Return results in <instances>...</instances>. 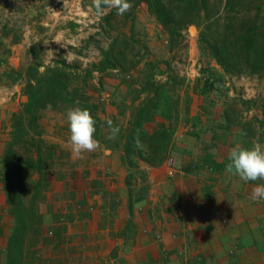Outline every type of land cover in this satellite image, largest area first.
<instances>
[{
	"label": "trees",
	"instance_id": "1",
	"mask_svg": "<svg viewBox=\"0 0 264 264\" xmlns=\"http://www.w3.org/2000/svg\"><path fill=\"white\" fill-rule=\"evenodd\" d=\"M131 7V36H134L135 11L146 4L149 14L168 35L169 47L173 49L179 41L185 40L190 26L198 29L196 59L199 62V76L194 83V93L199 104V114L186 120L191 123V137L202 139L212 131L220 141L218 132H231L237 127L235 147L250 148L257 133L254 122H244L243 112L237 108L236 99L227 96L224 83L227 77L244 74L264 78V0H127ZM118 11L110 9L104 16L110 22ZM13 34L12 44L19 41L18 32L5 25L3 37ZM115 38L107 49L101 50V59L78 68L65 60H56L45 65L38 50H31L33 62L24 70L14 69L7 58L11 50H0V84L23 83L24 102L13 115L11 131L3 142L0 154V190L3 206H0V264H44L42 250L47 244L57 249L64 242L65 226L62 218L55 216L50 227L45 226L42 202L49 188V177L55 163L65 158V152L50 146L43 140L42 113L46 110L65 113L66 108H81L90 111L96 120L94 138L111 150L124 153L128 169L126 179L129 197L133 207L134 199L142 201L147 195V186L133 187L137 175L145 171L140 166L155 168L161 166L173 152L175 126L179 115L189 113L190 98L184 102L178 98V86L170 77L171 64L155 61L148 47L144 45L145 56L133 63L126 61L127 53ZM139 42V41H138ZM140 43V42H139ZM3 44H0L2 47ZM121 46V47H120ZM213 63L218 67L214 68ZM142 64L138 80L131 82L127 74ZM164 67V68H162ZM109 71L123 75L121 89L124 95L120 106L126 107L120 114L129 117L125 128L118 129L110 137L108 125L100 118L99 106L91 101L87 90L95 73L105 75ZM167 75L165 82L157 80ZM216 99L223 108L222 123H215ZM236 102V103H235ZM255 100H242L252 104ZM119 106V108H120ZM250 109V107L248 108ZM152 126V129H149ZM200 129L196 131V128ZM106 130V139L104 138ZM243 134V136L241 135ZM204 151L205 141L202 139ZM215 148L218 149L216 145ZM226 163L217 164L212 154L203 159V167L222 171ZM191 165V164H189ZM192 166V165H191ZM189 166L185 171L191 173ZM60 222V223H59Z\"/></svg>",
	"mask_w": 264,
	"mask_h": 264
},
{
	"label": "crops",
	"instance_id": "2",
	"mask_svg": "<svg viewBox=\"0 0 264 264\" xmlns=\"http://www.w3.org/2000/svg\"><path fill=\"white\" fill-rule=\"evenodd\" d=\"M6 1L0 0V14L12 11L25 19L22 22L0 17V44H3L0 50H11L7 58L11 67L24 70L27 52L33 57L31 50L49 46L48 41L52 47H59V53L84 60L87 66L85 51L77 46L83 35L73 22L65 18V28L55 33L59 17L38 16L42 6L47 12V4L40 0L29 1L30 4L24 3L25 0ZM5 25L17 30V43H11L13 34L3 37ZM75 50L78 52L73 54ZM80 50L83 55L78 54ZM100 59L101 55L94 62ZM44 64L47 65L45 61ZM15 84H0V97ZM22 89L23 84L14 97L18 109L13 112H18L24 102ZM186 97L198 108L191 114L190 105L188 114L180 113L171 155L178 157L176 162L184 171L191 165L193 171L170 179L164 163L156 168L140 163L149 172L151 187L142 201L134 199L133 207L129 197L131 187L126 182L128 169L120 150H111L98 142L97 149L83 153L82 158H74L72 154L67 174L62 171L59 178L51 174L50 184L53 182L56 189L61 186L55 192L65 197L61 213L69 221L65 225V264H264V201L251 199L252 189L264 181L244 182L227 173L226 168L217 171L203 167L208 154L213 155L217 164L226 163L235 147L238 129L234 127L229 133L219 131L220 141L212 131L206 132L202 138L204 151L202 139L190 136L193 129L186 121L199 114L197 96L189 93ZM180 101L184 103V98ZM220 107L216 106L221 110L215 116V123L219 124L223 110ZM249 120L252 117L243 119ZM10 131L11 126L4 133ZM257 138L258 134L253 139L254 145H258ZM170 184L178 189V203L167 201L166 188ZM75 250L78 253H73Z\"/></svg>",
	"mask_w": 264,
	"mask_h": 264
},
{
	"label": "rangeland",
	"instance_id": "3",
	"mask_svg": "<svg viewBox=\"0 0 264 264\" xmlns=\"http://www.w3.org/2000/svg\"><path fill=\"white\" fill-rule=\"evenodd\" d=\"M29 1L34 0H25L24 3L30 4ZM40 1L44 4H47V12L42 6L41 12H38V16H58L59 22L56 26L57 28L55 27L54 29L55 33L56 31H60V29L65 28V23H63L65 18L68 22H70L69 18L67 17L68 10L70 8L68 2H71V0ZM6 2H8V0ZM81 2L85 9L91 10L94 13L102 12L106 15L110 11L103 10L98 12L93 0H81ZM4 9L5 11L7 10V8ZM129 12L130 11H126L123 14L116 15L110 20V22H105L103 19L99 28L92 27L91 30L84 29L82 31L77 28L79 33L83 35V39L77 43V46L84 49L85 51L84 55L82 53L83 50H80V53L78 54L85 56V58L89 60L87 64L88 66L95 60H98L102 49H107L111 45V42L115 40V38H119L120 45L122 47L125 46L123 50H125L127 53L126 61L128 63H133L145 56L143 47L146 45L150 51L151 57L155 61H167L171 64L172 72L169 76L172 77L173 81L178 86V98L182 97L184 98V102L185 100L187 101L186 95L189 93H194L192 82H196V79L199 76V62L196 59L198 29L194 26L196 28L195 32L193 33L191 29V33L190 28L193 25L190 26L186 32L185 40L179 41V43L173 49H170L168 35L149 14L146 4H142L135 11V33L133 37H130L132 17L130 15L128 16ZM0 17L12 19L15 18L19 21L21 20L22 22L25 21L23 16L13 14L12 11H9V13H1ZM49 39L51 40L52 38ZM48 45L49 46L42 47V49L40 48L38 50L39 53H41V60L43 59V62L45 61L47 64H51L56 60H65L67 63L75 65L77 64L76 66L80 68V70L87 67L83 64L85 62L84 60L69 57L68 54L65 55V52L59 53V47H52L51 41L50 43L48 41ZM95 50L100 52L99 55L97 54V51L95 52ZM77 52L78 51L75 50L73 54H76ZM28 54L29 53L27 52L26 59H24L23 63L24 66H28L33 62V57L28 56ZM212 66L218 70V67L214 63ZM142 67L143 66L141 64L129 71L127 74V79L131 82L138 80ZM122 78L123 75L121 73L109 71L105 75L95 73V77L89 81V88L87 92L91 97V101L95 102L99 106L98 112L100 118L104 121V125H102V127L105 126L107 120H111L112 124L119 127L121 126L122 128H125L127 125L128 112L126 116H122L120 114L121 110L126 109V107L120 106L124 95V90L121 89ZM167 78V75H159L157 80L158 82L163 83ZM224 90L227 92V96H230L231 98H234L236 101H238L237 108L243 112L244 118L252 117V120L247 122H254L256 133L258 134V145L264 148V78L259 79L256 76H250L247 74L237 77H227L224 83ZM242 100H255V102L252 104H242ZM216 102L217 106L220 107V99H216ZM190 105L191 103H189V106ZM196 105L197 104L194 106L191 105V114L197 111L198 107ZM249 107L250 109H248ZM181 108H184V103L181 104ZM16 109H18V102L16 101V98H13L8 103H4L0 106V154L2 153L3 142L8 137V133H4V130H7L9 126H11L13 115L16 113L13 112V110ZM69 109L73 108H66L65 113L46 110L41 116V124L44 128V133L42 134L41 138L45 140L46 144L58 147L65 152V158L56 162L54 168L52 169V174L58 178L60 177L62 171L63 174H67V171L69 170L68 168H70L68 165L70 164L72 157L67 123V111ZM181 128H183V124L181 125ZM149 129H152V126H150ZM104 133L106 134V130ZM174 156L176 159H178L176 155ZM73 157L77 158L74 155ZM143 170L145 171V174L142 173L137 175L136 179L133 180L132 185L136 188L147 186L148 190L146 193H148L151 187L150 175L148 170ZM187 183L185 184V187H187ZM57 189L61 190V186L59 188L57 187ZM57 189L55 188V184L52 182L49 185V188L45 191V199L42 202L45 213V226L47 228L50 227L52 223H54L56 215L62 218L60 222L64 223L63 226L69 222L65 214L61 213L62 209L65 208V197L58 196L59 194L55 192ZM166 190L168 193L167 201L170 203H173L174 201H177L178 203L180 201L178 199L179 197L177 198L178 189L174 184H170ZM2 201L3 199L0 193V204ZM63 234L64 242L59 244L57 249L53 244H47L45 248L41 249L42 256H44L45 259L44 262H46L44 264H65V231ZM2 242L3 239L0 237V247ZM76 252L78 253L77 250H75V252L73 251V253Z\"/></svg>",
	"mask_w": 264,
	"mask_h": 264
},
{
	"label": "clouds",
	"instance_id": "4",
	"mask_svg": "<svg viewBox=\"0 0 264 264\" xmlns=\"http://www.w3.org/2000/svg\"><path fill=\"white\" fill-rule=\"evenodd\" d=\"M97 11L115 8L118 14L125 13L131 5L127 0H93ZM67 123L69 129V144L72 154L82 158V154L93 152L98 147V141L94 138L96 132V120L87 109L74 108L67 111ZM110 139L118 133L113 127L112 121H106ZM226 172L239 177L244 182L264 181V148L253 145L250 148L236 146L228 154ZM254 201H264V184H257L251 193Z\"/></svg>",
	"mask_w": 264,
	"mask_h": 264
},
{
	"label": "built area",
	"instance_id": "5",
	"mask_svg": "<svg viewBox=\"0 0 264 264\" xmlns=\"http://www.w3.org/2000/svg\"><path fill=\"white\" fill-rule=\"evenodd\" d=\"M68 3L70 8L68 10L67 18H69V21L73 22L80 31L84 29L91 30L92 27L99 28L105 13H94L91 10L85 9L81 0H71V2ZM22 84V82H17L14 87L7 90L5 94L0 97V106L17 96ZM164 166L166 169V175L170 179L185 175V171L178 166L176 159L172 155H168L164 162ZM182 254H184V252Z\"/></svg>",
	"mask_w": 264,
	"mask_h": 264
},
{
	"label": "water",
	"instance_id": "6",
	"mask_svg": "<svg viewBox=\"0 0 264 264\" xmlns=\"http://www.w3.org/2000/svg\"><path fill=\"white\" fill-rule=\"evenodd\" d=\"M191 29H193V30L195 31L196 28H195L194 26H192V27L190 28V32H191ZM191 33H192V32H191Z\"/></svg>",
	"mask_w": 264,
	"mask_h": 264
},
{
	"label": "bare ground",
	"instance_id": "7",
	"mask_svg": "<svg viewBox=\"0 0 264 264\" xmlns=\"http://www.w3.org/2000/svg\"><path fill=\"white\" fill-rule=\"evenodd\" d=\"M192 32L194 33L195 31L192 29Z\"/></svg>",
	"mask_w": 264,
	"mask_h": 264
}]
</instances>
